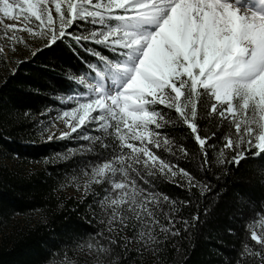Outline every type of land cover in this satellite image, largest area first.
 <instances>
[{
  "label": "snow or ice",
  "instance_id": "snow-or-ice-1",
  "mask_svg": "<svg viewBox=\"0 0 264 264\" xmlns=\"http://www.w3.org/2000/svg\"><path fill=\"white\" fill-rule=\"evenodd\" d=\"M38 53L76 68L36 131L76 141L56 158L96 222L59 264H194L202 247L203 264H264V0H0V58Z\"/></svg>",
  "mask_w": 264,
  "mask_h": 264
},
{
  "label": "trees",
  "instance_id": "trees-1",
  "mask_svg": "<svg viewBox=\"0 0 264 264\" xmlns=\"http://www.w3.org/2000/svg\"><path fill=\"white\" fill-rule=\"evenodd\" d=\"M75 71L69 65L53 66L39 53L13 71L0 70V264H59L61 242L72 230L96 227L77 201L71 163L56 158L75 144L69 139L48 141L36 131L41 125L35 121L45 120L49 109L58 106L65 97L66 76ZM45 157L52 162L45 163ZM255 167L253 162L242 172L252 174ZM166 190L180 194L170 184ZM232 241L226 236L222 243L231 247ZM207 259L202 247L194 264Z\"/></svg>",
  "mask_w": 264,
  "mask_h": 264
},
{
  "label": "rangeland",
  "instance_id": "rangeland-1",
  "mask_svg": "<svg viewBox=\"0 0 264 264\" xmlns=\"http://www.w3.org/2000/svg\"><path fill=\"white\" fill-rule=\"evenodd\" d=\"M20 58L23 59V55H22ZM25 61H26V60H25ZM3 62L5 63V65H4ZM16 64H18L16 58H13V60H12L11 62H6L3 58H0V70L4 69V67H7V68H9L10 71H13L14 66H15ZM65 99H66L65 97L59 99V101H58V106L55 108V110H60V104H61V102H62L63 100H65ZM47 119H48V117L46 116V118H45V120H44V121H45V124L47 123ZM62 130H66V129H62ZM56 139H60L58 133H57V138H56ZM54 140H55V139H54ZM70 141H71L73 144H76V141H73V140H70ZM71 193H73V192H71Z\"/></svg>",
  "mask_w": 264,
  "mask_h": 264
}]
</instances>
